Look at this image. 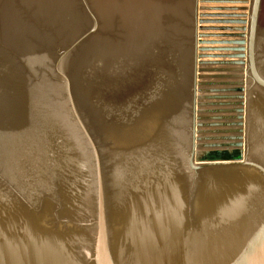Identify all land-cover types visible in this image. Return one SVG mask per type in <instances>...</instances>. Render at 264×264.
I'll list each match as a JSON object with an SVG mask.
<instances>
[{"label":"water","instance_id":"95a60500","mask_svg":"<svg viewBox=\"0 0 264 264\" xmlns=\"http://www.w3.org/2000/svg\"><path fill=\"white\" fill-rule=\"evenodd\" d=\"M0 264H264V0H0Z\"/></svg>","mask_w":264,"mask_h":264},{"label":"bare ground","instance_id":"6f19581e","mask_svg":"<svg viewBox=\"0 0 264 264\" xmlns=\"http://www.w3.org/2000/svg\"><path fill=\"white\" fill-rule=\"evenodd\" d=\"M208 7V6H207ZM223 7H225V9H229V7H226V6H223ZM209 8V7H208ZM221 9V7H215V8H213V9ZM209 9H211V8H209ZM238 9H241V7H238ZM222 13H225V14H232V12H214V14H222ZM238 13H240L241 14V12H237L236 14H238ZM210 14V13H209Z\"/></svg>","mask_w":264,"mask_h":264},{"label":"crops","instance_id":"0c3cea01","mask_svg":"<svg viewBox=\"0 0 264 264\" xmlns=\"http://www.w3.org/2000/svg\"><path fill=\"white\" fill-rule=\"evenodd\" d=\"M208 7L211 8V9H213V8H215V7H221V6H214V5H212V4H209ZM226 7H231V6H226ZM234 7H245V6H234ZM247 7H249V6H247ZM218 9H219V8H218ZM209 13H210V14H214V12H209Z\"/></svg>","mask_w":264,"mask_h":264}]
</instances>
